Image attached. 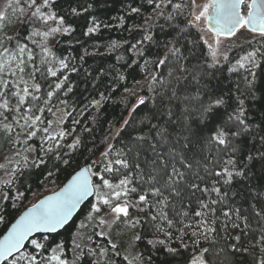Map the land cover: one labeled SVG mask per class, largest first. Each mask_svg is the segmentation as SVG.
<instances>
[{"label":"trees","instance_id":"1","mask_svg":"<svg viewBox=\"0 0 264 264\" xmlns=\"http://www.w3.org/2000/svg\"><path fill=\"white\" fill-rule=\"evenodd\" d=\"M176 4L181 8L177 9ZM25 5L28 6L26 0H19L17 8L25 13ZM132 8L139 11L132 12ZM72 9L79 14H74ZM192 11V0H152V3L149 0H55L50 8H41L43 14L55 13L64 19L62 26L59 19L55 21L57 27L72 30L56 32L53 41L39 47L27 46L29 52L51 61L42 64L34 56L31 59L37 67L36 79L42 86L41 101L31 103L43 107L42 100L50 90L45 84L66 75L64 87L52 100L56 107L52 112L45 109L42 114L49 133L57 135L63 131L66 135L63 139L57 135L60 148L43 153L45 163H40L42 155L38 142L30 143L32 158L6 190L8 196L0 214L4 217V222L0 223V239L26 209L59 191L83 167L96 163L93 173L97 175H92L94 199L60 233L36 237L45 246L43 249L37 250L29 244L24 253L40 258L61 252L67 260L74 258L79 221L93 212L92 206L103 197L102 187L113 196L112 189L104 187L99 176L116 185L127 175L131 180L129 188L148 181L143 183L144 190L152 186L162 190V196L149 195L148 206L138 201L141 191L119 199L129 204V213L123 222L127 224V236L131 237L127 238L128 243L133 242L138 261L188 264L191 241L184 236L189 244V251H185L180 247V235L175 228L180 220L195 226L201 219L195 216L196 211L204 212L216 229L208 233L207 239L198 237L199 249H209L205 255L210 264H258L264 259V141L260 140L264 136V38L254 34L255 39L240 46L238 54L216 62L201 32L193 27ZM31 18L25 20L20 34H28ZM95 24L100 25L97 31L86 35L87 29ZM148 36L150 40L145 39ZM173 48L179 50L176 55L169 51ZM250 52L257 53L255 59L244 61L243 57ZM165 56L168 57L165 64L157 66ZM61 60L67 68H61ZM240 63L245 66L241 68ZM49 67L57 70V77L46 75ZM181 67L187 71L182 72ZM253 72L255 77L251 75ZM68 87L72 91L65 95ZM250 92L255 93V98ZM141 98L145 101L143 105L139 103ZM61 99L67 104H59ZM216 99L224 101L217 109L220 115L207 127L199 124L197 108L201 101ZM240 100L247 108L246 123L250 131L234 139L239 150L231 153L216 145L210 137L214 135L213 129L220 127L221 122L239 107ZM139 136L144 139H137ZM71 144L75 147H68ZM248 155L254 159L247 160ZM55 156L60 159H54ZM161 157L167 168L160 163ZM117 158L126 159L129 168L120 169L113 163V172L104 171L108 161ZM229 159L235 161L234 166L225 164ZM181 161L191 164V169ZM136 164L140 168H135ZM173 165L184 173L183 179L172 186L175 193L164 184V176ZM224 167L233 172L228 184L224 183V178L212 174ZM236 171H243L247 178L235 175ZM150 174L156 177L155 181H149ZM192 183L200 186L194 193L189 187ZM213 187L220 189L223 201L211 191ZM203 188L209 191H201ZM157 200L167 203L163 210L173 220L172 228H168L166 222L151 219L163 207V204L151 206ZM212 200L217 203L213 205ZM201 201L214 208V214L202 209ZM236 209H239V218L235 215L225 218L221 214ZM256 211L261 215L257 216ZM185 212L187 216L183 215ZM233 222L240 224V228L232 227ZM157 224L171 232V241L157 231ZM184 231L190 233L191 229ZM237 236L239 241L235 239ZM97 238L108 242L110 235ZM155 240H165L166 247L149 243ZM167 247L178 251L171 254ZM78 262L89 264L84 252L79 255ZM128 263L123 255L117 256L115 264Z\"/></svg>","mask_w":264,"mask_h":264},{"label":"snow or ice","instance_id":"2","mask_svg":"<svg viewBox=\"0 0 264 264\" xmlns=\"http://www.w3.org/2000/svg\"><path fill=\"white\" fill-rule=\"evenodd\" d=\"M171 2V0H169ZM26 3L29 8L34 7V11L32 12V16L38 17L47 23L49 20L56 21L59 19V24L64 25V19L62 17L58 18L55 13H49L47 16L43 15L41 12V8L48 9L54 3L55 0H40V3L37 0H26ZM149 3H152V0H149ZM13 4L18 5L19 0H12L8 4L9 8L13 7ZM193 7L196 6V0H192ZM90 8L91 5H88ZM159 7V5H157ZM175 7L177 9L181 8L180 4H176ZM23 11V9H21ZM87 11V8L84 9ZM132 12H138L139 9L132 8ZM74 14H79L76 9H72ZM5 16L0 13V21H3ZM194 19L197 22H207L208 27L206 29L207 32L212 33L214 36V43L217 47H213L209 45L211 49V55L213 60L217 59V53L219 51L218 46L220 44V38L223 37H231L236 35L238 31L241 29L246 30L250 33L260 36L264 38V0H209V3L203 5L202 10L196 12L194 14ZM196 25L194 24L193 27ZM100 27L99 24H95L94 27H89L87 29V34H91L97 31ZM63 30L65 33L71 31L70 27H64L61 29L60 27H53L51 29L52 32H59ZM46 35V34H45ZM145 39H151L150 36L145 37ZM205 44H208V41H204ZM26 45L24 47L19 48V54H23L25 51ZM45 52L48 50L45 48ZM172 55H176L179 51L178 49H170L169 50ZM8 55V50L5 49L4 53H0V56ZM257 53L250 52L248 55L243 57L244 61L251 62L255 59ZM227 59V56H224ZM16 59L15 55H8L7 63L11 64L12 60ZM29 59H33V57L29 56ZM168 59L165 56L164 59H160L157 63V66L164 65L166 60ZM41 63H51V61H47L45 59L41 60ZM61 68H67L68 65L64 61H60ZM4 62L0 61V72L4 70ZM245 65L240 63V67L243 68ZM18 70L22 73L24 71L23 68H18ZM182 72H186L187 70L181 67ZM75 71V69H72ZM171 74V73H170ZM14 75V73H13ZM43 75V74H42ZM46 75H50L51 77H57V70H53V68L49 67L46 69ZM253 77H255V73H251ZM46 78V77H45ZM68 77L65 75L61 80H53L45 84V87L50 90L46 92L45 97L42 100L43 107L32 104V101H41V96L39 93L42 91V86L40 83H33L31 85L28 84L26 80L21 78L20 84H23V87H20V84L15 85L14 87L10 86L8 82L0 80V109H3L4 112H15L20 113L19 119H15L16 124H20L21 120L24 121V126H26L29 131L25 134L28 138L34 137L37 134V131H41L46 134L45 139L56 141L57 135L60 139H63L66 135L65 132L61 131L57 135H53L49 133L48 127H43L38 129L36 125L38 123L42 124L44 121L42 120V115L45 112V109L48 112L53 111V107H56L55 104H52L53 97L59 92L63 87L64 81H67ZM123 79V77H121ZM156 78L153 77V80ZM19 90H16V89ZM72 91L71 87L66 88L64 94ZM175 94V93H173ZM250 95L255 98V93L250 92ZM10 97L16 98V104L14 107H10ZM103 98V97H102ZM59 104L66 105L67 101L59 100ZM95 103L99 104V101ZM139 103L141 105L145 104L144 99H140ZM52 106H49V105ZM224 104L223 99H216L215 101L204 102L201 101L199 107L197 108L198 112V123L203 124L205 127L208 126L213 120L216 119L220 113L217 109ZM25 105H28L24 108V112L21 113V108ZM59 110V109H57ZM247 108L244 107V101H239V107L233 111L232 114L227 116V120L221 122V126L218 128H214V135L210 137V139L218 146H223L224 149L230 151L231 153H236L239 149L237 145L234 143V139L240 137L242 134L249 132V125L246 123L247 120ZM2 115V113H0ZM4 119H8L7 116H4ZM78 122V121H75ZM51 122L49 121V124ZM127 123V121L125 122ZM242 126V127H241ZM259 127V126H257ZM5 129L11 131L10 125H5ZM137 139H144L143 136L137 137ZM261 141H264V136L260 137ZM78 143V142H77ZM56 149L60 148V145L57 143L54 145ZM70 148H74L75 144L68 145ZM54 151L53 147L46 148V153H52ZM105 159H107V153L104 154ZM54 159H60L59 156H55ZM254 159L253 156L248 155L247 160L252 161ZM160 163L167 168V164L164 163L163 158H159ZM40 163H45L43 159L40 160ZM66 163V161H65ZM116 164L120 166V169H128L129 163L126 159L117 158L114 161H108V164L105 166L104 171L113 172L112 164ZM155 163V161H154ZM181 163H184L181 161ZM226 165H235V161L229 159L225 161ZM186 168L191 169L192 165L184 163ZM135 168H140L139 164L135 165ZM119 171V169H117ZM154 171V170H153ZM89 174L97 175V173H91V169H86L83 172L77 173L73 178L71 183L62 190L61 193H58L54 196L47 197L45 200H42L39 204L34 205L31 209H29L21 219L14 225H12L9 233L4 236L3 240H0V261H7L9 257L15 262V264H20L21 261L24 264H40V261L45 259L44 256H40L38 260L37 255H25L21 250L25 247V242L27 241L31 245L34 246L35 249H43L45 246L39 243L36 239H29L32 237L34 233H55L58 229L63 228L69 221L70 217L77 206L80 204L85 197L89 196L92 192V182L89 179ZM217 177L224 178V183L228 184L231 182L233 172L229 171L228 167H224L221 171L212 173ZM51 175V172L49 173ZM235 175L241 176L244 178L246 174L243 171H236ZM184 177V173L180 172L175 165L171 167V171L167 172L164 176V184L167 187L171 188V191L175 193V188L172 187L175 184H178ZM100 181H102L103 186L109 189H112L113 194L116 200H119L122 196H128L129 193H135L137 191H141L142 194L139 195L138 201L141 204L146 206L149 205V195L153 197L162 196V190L160 187L152 186L147 190L143 189V183H148V181H142L138 184L137 187L129 188L128 185L131 183V180L125 175V178L120 179L116 185H113L108 179H105L103 176H99ZM156 177L153 175H149V181H155ZM190 189L193 190V193L200 186L196 183H192L189 185ZM119 189V190H117ZM201 191L207 193L209 191L208 188H203ZM211 191L215 192L217 196H221L220 189L213 187ZM221 201H223V197L221 196ZM99 203H102L105 206H108L111 210V213L115 214L116 218L120 216L127 217L129 213V204L127 201L124 202L123 205L116 204L113 206L112 200L110 198H101ZM216 200H212V204H216ZM163 204V207L159 210L158 215H152L151 219L153 221H161L166 222L168 228L173 227V220L169 219L167 212L163 210V208L167 207V203L163 200H157L156 204L151 205L152 207H156V205ZM200 206L202 209H206L208 213L215 212V209L210 207L209 204L200 202ZM92 209L99 213L101 208L99 206L93 205ZM143 211V209H141ZM222 216L225 218H231L233 215L239 218V209L235 211H223ZM257 216H260V211H256ZM184 216H187V213H183ZM196 217H201V219L194 226L192 223H184L183 220L178 221V227L175 228L176 232L180 235V247H182L185 251H189V244L185 242L184 236L187 235L189 240L191 241V251L188 258V264H210V260L205 255L209 252V249L205 248L200 250L199 244L200 240L198 237H203L207 239L209 232H215L216 229L211 226L212 222L206 218V214L202 211L195 212ZM91 219V216L88 217ZM4 222V217L0 216V223ZM139 221H137L138 223ZM105 221L103 219L100 220V224H104ZM207 226V227H205ZM232 227L240 228V224L233 222ZM227 227V225H225ZM244 227L247 228L248 225L245 222ZM157 231L163 233L165 238L169 241L173 239L171 232H166L164 228L160 227L159 224L156 225ZM185 229H191L190 233L185 232ZM102 235V233H101ZM47 239V237H44ZM139 239V237H137ZM237 241H239L240 237H235ZM149 243L155 246L156 244L165 245V240H155L149 241ZM77 247H79L77 245ZM115 248V245H112ZM167 251L171 254H176L178 249L167 247ZM16 253H20L19 256ZM49 261L55 259L58 264H65V261L60 260L59 257H48ZM258 264H264V259H260Z\"/></svg>","mask_w":264,"mask_h":264},{"label":"rangeland","instance_id":"3","mask_svg":"<svg viewBox=\"0 0 264 264\" xmlns=\"http://www.w3.org/2000/svg\"><path fill=\"white\" fill-rule=\"evenodd\" d=\"M11 0H0V13L5 16L3 21H0V53H4V50H8V55H15L16 59L12 60L11 64L7 63L8 55L0 56V61L4 62V70L0 72V80L6 81L10 86L14 87L20 84L21 78L26 80L29 85L33 83H39L36 79V68L29 59V56L36 57L35 59L40 62L43 59L41 54H34L26 50L29 44L39 47L42 44L53 41L56 36V32H52L53 27H57L55 21L49 20L45 23L38 17L32 16L34 7L29 8L24 6L27 12L23 13L18 5L13 4L12 8L8 7ZM209 3V0H196V6L193 7L192 11V22L196 25L202 34L203 42L208 41L205 44L211 54L209 45L217 47L214 43V36L212 33L206 31V22H197L194 19V14L202 10L203 5ZM21 5V4H20ZM19 10V11H18ZM9 11V12H8ZM47 16L46 14H43ZM31 18V22L28 28V34H20V30L26 19ZM46 34V35H45ZM240 34V35H239ZM239 36H235L231 39L220 38V44L218 46L217 61H224L231 58L233 55L238 54L240 46L245 43H250L255 39V35L241 29ZM26 45L23 54H19V48ZM227 56V59L224 56ZM212 57V55H211ZM237 55L234 57V59ZM32 63V66H31ZM18 68H23L24 71L21 73ZM14 73V75H13ZM23 87V84H20ZM16 90H19L18 88ZM10 107H14L16 104V98L10 97ZM24 107L21 108V113L24 112ZM0 214L2 212L4 203L7 199V188H9L17 173L26 167L30 158H32V147L31 142L37 141L40 147L41 159L44 158L46 148L54 147L55 144L60 145L59 139L57 141L46 140V134L37 131L36 136L28 138L25 134L29 129L24 126V121L21 120L20 124L15 123V119H19L20 113L15 112H4L0 109ZM42 115V114H41ZM7 116L8 119H4ZM42 120L44 121L43 115ZM5 125L11 126V131L5 129ZM45 123H38L36 127L38 129L43 128ZM58 138V137H57ZM103 198L115 199L113 194L110 197V193L106 188H101ZM100 193V194H101ZM113 206L116 204H124L123 200L112 201ZM101 208L99 213L93 210L92 213L84 217L79 221L78 233L76 236V253L74 252V258L67 260L62 256L61 252H57L49 257H59L60 260L65 261V264H84L78 262L79 255L84 252V257L89 264H115L117 256L123 255L128 259V264H144L137 260L135 253L133 252V242L128 243L127 236V224L123 219V216L119 218L115 217V214L111 213L108 206L99 203L95 204ZM91 216V219L88 217ZM105 221L104 224H100V220ZM102 233V235H101ZM110 235L108 242L100 241L102 236ZM125 237V238H124ZM131 238V237H129ZM124 243H127L125 245ZM77 245L79 247H77ZM112 245L116 247L113 248ZM85 248V250H84ZM24 253V252H23ZM27 255L26 253H24ZM19 256V255H18ZM45 259L40 261V264H58L57 260L53 259L49 261ZM40 258H38L39 260ZM9 264H15L12 260ZM20 264H24L23 261Z\"/></svg>","mask_w":264,"mask_h":264},{"label":"water","instance_id":"4","mask_svg":"<svg viewBox=\"0 0 264 264\" xmlns=\"http://www.w3.org/2000/svg\"><path fill=\"white\" fill-rule=\"evenodd\" d=\"M208 27V24H207V22H206V28ZM239 32V31H238ZM237 32V33H238ZM237 33H236V35H237ZM236 35H234V36H231V37H221V38H226V39H231V38H234ZM95 166H96V163H93V164H91V165H87V166H85V167H83L81 170H79L77 173H79V172H83L84 170H86V169H91V173H93V170H94V168H95ZM76 173V174H77ZM75 174V175H76ZM75 175H73L71 178H70V180L59 190V191H57L56 193H54V194H51V195H48V196H46V197H44V198H42L38 203H36V204H39L42 200H45L47 197H50V196H54V195H56V194H58V193H61L62 192V190H64L70 183H71V181H72V178L75 176ZM89 179H90V181L92 182V192L89 194V196H87V197H85L84 198V200H82L81 202H80V204L77 206V208L74 210V212H73V214H72V217H70V219H69V221H68V223L63 227V228H61V229H58L57 230V232H55V233H45V232H40V233H34L33 235H32V237H30L29 239H35L36 237H38V236H48V235H55V234H58V233H60L61 231H63L67 226H69L77 217H78V215L80 214V212H81V210L90 202V201H92V199H94V197H95V187H94V184H93V178H92V175L91 174H89ZM35 204V205H36ZM33 207V206H32ZM32 207H30V208H28V209H26L15 221H14V223L12 224V225H14V224H16L20 219H21V217L29 210V209H31ZM12 225L8 228V230L6 231V233L2 236V238L0 239V240H3V238H4V236H6L8 233H9V231L11 230V228H12ZM30 243H28L27 241L25 242V247L21 250V252H24V250L27 248V246L29 245ZM16 255L18 256V255H20V253H16ZM12 261V258L11 257H9V259L7 260V261H0V264H8V263H10Z\"/></svg>","mask_w":264,"mask_h":264}]
</instances>
